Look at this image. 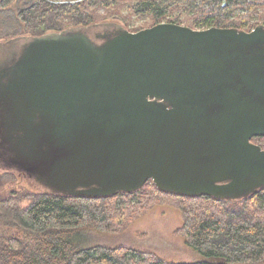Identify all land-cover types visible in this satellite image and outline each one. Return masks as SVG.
I'll return each mask as SVG.
<instances>
[{
    "label": "water",
    "instance_id": "1",
    "mask_svg": "<svg viewBox=\"0 0 264 264\" xmlns=\"http://www.w3.org/2000/svg\"><path fill=\"white\" fill-rule=\"evenodd\" d=\"M264 24L76 25L0 41V168L43 194L264 188Z\"/></svg>",
    "mask_w": 264,
    "mask_h": 264
},
{
    "label": "trees",
    "instance_id": "2",
    "mask_svg": "<svg viewBox=\"0 0 264 264\" xmlns=\"http://www.w3.org/2000/svg\"><path fill=\"white\" fill-rule=\"evenodd\" d=\"M22 1L27 2L22 6L19 19L30 35L62 30L65 15L77 25L90 23L88 14L80 12L77 4L47 5L40 0H19ZM120 1L100 0L98 3L109 7ZM178 6L197 13L192 25L198 29L214 26L250 31L252 21L257 24L264 19V14L258 12L264 0H137L131 10L160 20ZM33 23L38 24L31 27ZM150 186V199L155 200L154 203H162L168 197L180 200L183 224L178 233L201 257L217 261L166 262L153 252L134 248L79 245L77 231L82 227L117 232L132 215L143 214L150 207L141 205V192L146 187L143 186L139 191L107 198L38 192L30 205L18 212L17 218L22 227L44 235L38 246L32 248L13 242L0 246V264H264V188L239 200H215L209 196L163 193L153 183Z\"/></svg>",
    "mask_w": 264,
    "mask_h": 264
},
{
    "label": "rangeland",
    "instance_id": "3",
    "mask_svg": "<svg viewBox=\"0 0 264 264\" xmlns=\"http://www.w3.org/2000/svg\"><path fill=\"white\" fill-rule=\"evenodd\" d=\"M40 1L47 5L77 4L80 12L88 14L89 24L115 22L129 31H136L154 23L175 19L176 23L198 29L192 25L197 13L184 11L181 6L171 8L165 18L155 20L151 15L136 14L131 10L137 0H121L119 4L109 7L98 3L100 0L92 3L90 0H52L54 3L48 0ZM26 2L0 0V41L31 34L25 23L19 19L22 6ZM41 11L37 16H40ZM258 12L263 15L264 6L259 7ZM255 22L252 21V27L264 24V19L259 20L257 24ZM36 24L38 23L30 26L35 27ZM76 25L69 15H65L61 22L63 29ZM252 141L264 149V137L252 138ZM151 183V181L147 182L141 192L143 198L141 205L150 206L143 214L137 217L132 215L123 229L117 232L82 227L77 231L79 245L134 248L153 252L166 262L217 261L215 258L201 257L200 253L186 245L184 236L177 231L183 224L182 211L179 208L180 200L168 197L162 203H154L155 200L150 199ZM37 194L38 191L22 174H14L0 168V246L12 245V242L26 248L38 246L44 233H36L22 227L17 218L18 212L30 205ZM138 207L139 204L136 208Z\"/></svg>",
    "mask_w": 264,
    "mask_h": 264
},
{
    "label": "built area",
    "instance_id": "4",
    "mask_svg": "<svg viewBox=\"0 0 264 264\" xmlns=\"http://www.w3.org/2000/svg\"><path fill=\"white\" fill-rule=\"evenodd\" d=\"M48 1L54 3V1H52V0H48Z\"/></svg>",
    "mask_w": 264,
    "mask_h": 264
},
{
    "label": "flooded vegetation",
    "instance_id": "5",
    "mask_svg": "<svg viewBox=\"0 0 264 264\" xmlns=\"http://www.w3.org/2000/svg\"><path fill=\"white\" fill-rule=\"evenodd\" d=\"M264 137V136H263ZM255 138H258V137H255Z\"/></svg>",
    "mask_w": 264,
    "mask_h": 264
}]
</instances>
